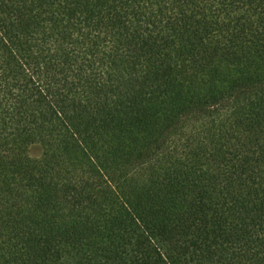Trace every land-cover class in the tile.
<instances>
[{
  "label": "trees",
  "instance_id": "trees-1",
  "mask_svg": "<svg viewBox=\"0 0 264 264\" xmlns=\"http://www.w3.org/2000/svg\"><path fill=\"white\" fill-rule=\"evenodd\" d=\"M0 264H264V0H0Z\"/></svg>",
  "mask_w": 264,
  "mask_h": 264
}]
</instances>
